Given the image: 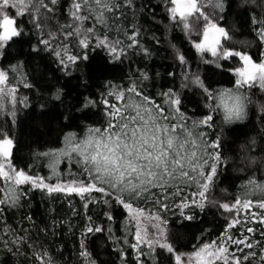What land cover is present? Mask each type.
<instances>
[{"label":"snow or ice","instance_id":"obj_1","mask_svg":"<svg viewBox=\"0 0 264 264\" xmlns=\"http://www.w3.org/2000/svg\"><path fill=\"white\" fill-rule=\"evenodd\" d=\"M32 37L29 53L47 54L64 77L86 75L98 51L145 67L71 104L59 77L37 78L11 56ZM161 47L171 70L158 81L147 62ZM57 105L61 134L29 163L17 154L19 114ZM247 125L228 141L225 128ZM233 173L240 184L229 194L220 185ZM36 191L52 217L57 199L73 217L77 203L84 210L68 226L79 229L68 259L57 243L67 222L38 224ZM209 211L223 230L188 232ZM165 253L169 264H264V0H0V264H59L57 255L63 264H163Z\"/></svg>","mask_w":264,"mask_h":264},{"label":"trees","instance_id":"obj_2","mask_svg":"<svg viewBox=\"0 0 264 264\" xmlns=\"http://www.w3.org/2000/svg\"><path fill=\"white\" fill-rule=\"evenodd\" d=\"M157 11H159V9H157ZM29 43H35V38H25L24 42L12 45V47L9 49L11 56L29 61V67L25 70L34 72L37 78L52 75L59 77L60 85L64 87L65 91L67 92L65 100L67 102H71V104H75L77 99L82 95H87L89 92L94 91V89L99 86V83L103 79L119 77L128 73L129 71H135L137 67H145V62L138 60L135 57H133L131 64H129L127 60L123 64L109 63L106 59L105 53L103 51H98L97 53L93 54V57L89 63L82 66L86 75L81 76L80 72H76L73 73L71 77H64L61 73L56 71L58 66L52 62V59L47 54L41 53L38 56H32L29 53ZM165 55L164 48L161 47L158 54L151 61L147 62V66L151 72H159L161 74L160 77H157L158 81L164 76L166 71L171 70L169 68L170 61L165 59ZM8 62L9 61H5V63ZM209 75H211V72H209ZM214 79L224 81L227 79V76H221L217 74L215 75ZM84 80L88 81L87 90L81 87V83ZM42 91H46V89H42ZM24 94L29 95L34 100L32 93L24 90ZM64 114L65 109L60 105H57L56 107L51 108V110L43 113L38 106L35 108H30L29 110L21 111L19 114V123L14 128V131L20 139V151L17 154L24 157L29 163H31L29 157L33 150L37 148L42 150L44 147L54 146L53 142L59 137L61 130L64 127L65 122L62 119ZM230 128L231 130H229V128H225V134L228 141H231L236 137L243 138L245 133L251 128V125H247V127L230 126ZM42 174H47V169H43ZM239 184L240 180L237 179L236 174L233 173L225 176L224 182L220 185V187L227 188L229 194H233L236 191L233 185ZM230 198L231 197L229 196V199ZM51 203L56 208L55 217L49 215L50 201L39 191H36L31 197V211L34 214L38 224H43L53 218L67 222L60 228L61 236L57 243L65 244L63 259H68L72 254L74 245L76 244V237L79 235L78 228L74 229L75 234H73L72 232H69L68 226L69 224L79 225L82 223L84 210L79 205V203H77L76 207L80 214L73 217L66 201L57 199ZM27 207L28 205H26V208ZM22 215H24L23 212L9 214V223L14 227H18L19 225L15 223V221H17ZM224 223V218L221 217L218 212L209 211L206 214L201 215L200 221L191 222L188 232L199 234V232H201L204 228H209L213 230L212 236L214 237L223 230ZM249 226L252 225L250 224ZM255 227L258 233L260 231V225L257 224ZM257 238H259L258 235ZM96 243L98 245L99 241ZM100 256L102 259L106 260H117L115 254L109 256L108 253L103 251H101ZM166 256L167 254L165 253L161 257L163 264H169ZM55 258L59 264H63V260L59 255H57ZM13 264H19V262L14 261ZM68 264H71L70 259L68 260Z\"/></svg>","mask_w":264,"mask_h":264}]
</instances>
